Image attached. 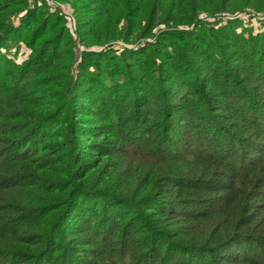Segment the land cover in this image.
<instances>
[{
    "label": "trees",
    "instance_id": "trees-1",
    "mask_svg": "<svg viewBox=\"0 0 264 264\" xmlns=\"http://www.w3.org/2000/svg\"><path fill=\"white\" fill-rule=\"evenodd\" d=\"M40 1L0 0V264H264V0H61L81 53Z\"/></svg>",
    "mask_w": 264,
    "mask_h": 264
},
{
    "label": "rangeland",
    "instance_id": "rangeland-1",
    "mask_svg": "<svg viewBox=\"0 0 264 264\" xmlns=\"http://www.w3.org/2000/svg\"><path fill=\"white\" fill-rule=\"evenodd\" d=\"M34 0H32L31 3V7L35 8V5L41 6L42 2L40 0L36 2H33ZM49 5L51 6L50 10L52 11H58L61 15L64 16L67 26L70 28L71 34L74 37L75 41L78 42V49L77 51H79V53L82 52V50L86 49L84 45H82V43L80 42V34L78 32V16L77 14H75V9L72 6V4L65 2V1H57V0H47ZM241 17H244L247 20V24L249 26H252L255 28V30H260L264 27L263 25V18L264 16H260V14L255 15V13L253 11H251V13H247V14H243L241 15ZM153 37V36H152ZM149 37V38H143L141 39L140 42L146 43V41H150V42H154L155 41V37ZM124 44L123 42H119L118 45H122ZM104 49L105 47L102 46H96L93 47V49ZM13 54H15V56H17V60L19 62H22L23 60H25L28 55H30V48H28L26 46L25 43L20 42V46H19V50L16 48L11 49ZM12 57H15L13 55H11ZM199 61L203 62L204 65H209L210 61L209 60H205L203 58V56H201L199 58Z\"/></svg>",
    "mask_w": 264,
    "mask_h": 264
}]
</instances>
